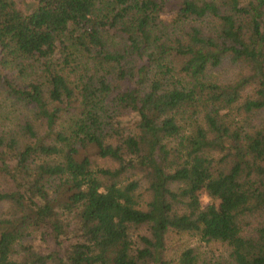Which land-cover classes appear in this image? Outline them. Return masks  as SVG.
<instances>
[{"label":"trees","instance_id":"obj_1","mask_svg":"<svg viewBox=\"0 0 264 264\" xmlns=\"http://www.w3.org/2000/svg\"><path fill=\"white\" fill-rule=\"evenodd\" d=\"M0 264H264V0H0Z\"/></svg>","mask_w":264,"mask_h":264},{"label":"rangeland","instance_id":"obj_2","mask_svg":"<svg viewBox=\"0 0 264 264\" xmlns=\"http://www.w3.org/2000/svg\"><path fill=\"white\" fill-rule=\"evenodd\" d=\"M214 75L219 78H229L234 73V68L228 63H224L221 67L213 71ZM205 201V198H204ZM170 246H174L173 249H178L185 246L195 247V250L200 252L203 259H209L214 256H219L224 252V246L217 242H211L208 244L202 243L197 237L190 234L174 235L170 241Z\"/></svg>","mask_w":264,"mask_h":264}]
</instances>
